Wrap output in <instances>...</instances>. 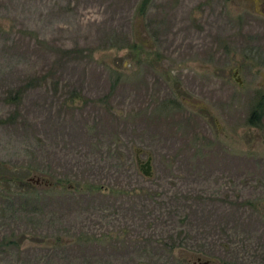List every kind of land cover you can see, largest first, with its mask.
I'll use <instances>...</instances> for the list:
<instances>
[{
  "label": "rangeland",
  "instance_id": "1",
  "mask_svg": "<svg viewBox=\"0 0 264 264\" xmlns=\"http://www.w3.org/2000/svg\"><path fill=\"white\" fill-rule=\"evenodd\" d=\"M263 1L0 0V264H264Z\"/></svg>",
  "mask_w": 264,
  "mask_h": 264
},
{
  "label": "trees",
  "instance_id": "2",
  "mask_svg": "<svg viewBox=\"0 0 264 264\" xmlns=\"http://www.w3.org/2000/svg\"><path fill=\"white\" fill-rule=\"evenodd\" d=\"M148 0H143V4L144 6L143 7H146L147 5V2ZM142 7V6H141ZM142 10V9H141ZM261 99L263 100L264 99V92L260 95ZM262 103H257L255 106H253L252 110L250 111L249 113V117H248V122L253 125V124H258L262 114H263V111H264V107L262 108Z\"/></svg>",
  "mask_w": 264,
  "mask_h": 264
},
{
  "label": "water",
  "instance_id": "3",
  "mask_svg": "<svg viewBox=\"0 0 264 264\" xmlns=\"http://www.w3.org/2000/svg\"><path fill=\"white\" fill-rule=\"evenodd\" d=\"M139 167L141 168L143 174L147 177L151 175V156L149 155L142 163H139Z\"/></svg>",
  "mask_w": 264,
  "mask_h": 264
},
{
  "label": "flooded vegetation",
  "instance_id": "4",
  "mask_svg": "<svg viewBox=\"0 0 264 264\" xmlns=\"http://www.w3.org/2000/svg\"><path fill=\"white\" fill-rule=\"evenodd\" d=\"M263 3H264V1H263ZM263 11H264V9H263ZM263 92H264V91H263ZM263 92H262V93H263ZM262 93H261V94H262ZM261 94H260V95H261ZM260 95L258 96L259 98H257V102H256V104L259 103V102H260V103H263V102H264V99L262 100L261 97H260ZM253 125L256 126V124H253ZM142 161H143V160L138 159V163H142Z\"/></svg>",
  "mask_w": 264,
  "mask_h": 264
}]
</instances>
